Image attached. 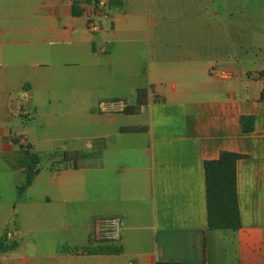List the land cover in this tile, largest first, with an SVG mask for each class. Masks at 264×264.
Returning <instances> with one entry per match:
<instances>
[{"label":"crops","instance_id":"0c3cea01","mask_svg":"<svg viewBox=\"0 0 264 264\" xmlns=\"http://www.w3.org/2000/svg\"><path fill=\"white\" fill-rule=\"evenodd\" d=\"M116 2L92 34L85 0H0V264H264V0ZM224 151L247 157L238 230L208 227ZM103 216L118 244L93 238Z\"/></svg>","mask_w":264,"mask_h":264},{"label":"trees","instance_id":"16d2710c","mask_svg":"<svg viewBox=\"0 0 264 264\" xmlns=\"http://www.w3.org/2000/svg\"><path fill=\"white\" fill-rule=\"evenodd\" d=\"M88 4H93L95 0H85ZM77 3V1H76ZM117 5L116 0H110V9ZM80 13V12H79ZM264 79V72L260 73ZM146 91H137L138 105L145 104ZM260 100L264 101V87L260 95ZM241 129L245 134H250L255 129V118L253 116H242L240 118ZM245 155L233 152H221L216 160L207 161L204 164L205 184H206V203L208 213V227L211 230H238L241 228L240 206L237 193V163L239 160L246 159ZM37 158L27 152L22 159L27 179L24 186H29L37 172ZM18 246L17 242H9L6 238L0 239V256L13 251ZM92 253H113L112 248Z\"/></svg>","mask_w":264,"mask_h":264},{"label":"built area","instance_id":"2783aa9c","mask_svg":"<svg viewBox=\"0 0 264 264\" xmlns=\"http://www.w3.org/2000/svg\"><path fill=\"white\" fill-rule=\"evenodd\" d=\"M110 0H95L91 4V16L88 21V29L92 34H97L101 31V18L107 17L110 11ZM100 52H106L104 47L99 48ZM129 103L125 100H105L99 105L100 111L105 114H116L125 112L129 108ZM20 143L23 150L29 149V142L25 136L20 137ZM39 165H36L38 169ZM124 234V222L118 216H103L98 217L94 222L93 238L107 246H113L121 242ZM11 237V233L7 234Z\"/></svg>","mask_w":264,"mask_h":264}]
</instances>
